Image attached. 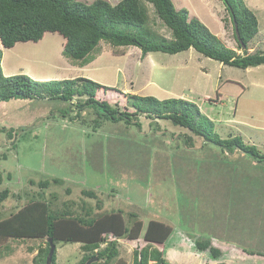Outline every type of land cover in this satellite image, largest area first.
<instances>
[{
  "label": "rangeland",
  "instance_id": "obj_1",
  "mask_svg": "<svg viewBox=\"0 0 264 264\" xmlns=\"http://www.w3.org/2000/svg\"><path fill=\"white\" fill-rule=\"evenodd\" d=\"M108 1L117 5L121 0ZM173 2L177 10L188 9L190 18L197 17L238 56L246 53V48H238L222 1ZM244 2L259 20V34L249 43L247 54L264 53V0ZM146 7L149 22L139 31L148 29L154 37L172 39L153 6ZM63 43L62 36L46 34L37 44L4 49V74L26 75L40 82L82 77L124 94L160 101L182 98L196 103L215 122L221 138L238 136L264 154V65L244 70L209 59L193 48L176 55L144 56L138 47L102 42L93 53L95 59L82 66L81 61L64 56ZM112 102H120V110L129 106L126 97ZM71 109V102L49 98L0 101V171L4 176L0 193L11 192L0 202L4 217L35 198L52 200L53 209H63L64 202H69L73 212L83 200L96 207L98 200L82 193L94 191L104 211L122 210L126 218L133 213L146 225L158 220L177 227L170 243L154 244L165 251L171 264H264L263 257L255 255L253 262L246 263L252 257L242 250L235 252L245 248L264 254L263 162L197 139L194 148L186 147L184 134L190 132L167 120L141 115L139 131L135 124L103 121L86 112L76 118L77 112ZM53 179L62 183L56 185ZM47 180L49 188L41 189L39 183ZM205 235L213 236L214 244L222 248L221 258L197 251L196 240ZM147 245L143 238L119 240L116 261L133 264L135 250ZM43 247H47L44 240L5 239L0 264H32ZM81 247L59 243L57 264L80 263L88 255Z\"/></svg>",
  "mask_w": 264,
  "mask_h": 264
},
{
  "label": "trees",
  "instance_id": "obj_2",
  "mask_svg": "<svg viewBox=\"0 0 264 264\" xmlns=\"http://www.w3.org/2000/svg\"><path fill=\"white\" fill-rule=\"evenodd\" d=\"M220 1L230 14L238 48L246 47L243 56L227 48L197 17L190 18L188 9L177 10L173 0H121L117 5L108 0L92 3L79 0H0V101L49 98L71 102V111L77 112L76 118L86 112V116L90 114L103 121L123 122L127 126L135 124L139 131L143 128L141 115L153 121L167 120L190 132V135L184 134L186 147L194 148L197 139L214 144L229 154L240 151L264 163V154L256 146L245 144L238 136L221 138L215 131V122L203 114L194 102L182 98L160 101L152 96L124 94L82 77L40 82L26 75L6 76L2 67L4 49H12L20 43L37 44L46 34L62 36L64 56L81 61L82 66L95 59L93 53L98 51L102 42L114 47H138L144 56L158 52L176 55L193 48L209 59L244 70L264 65V53L247 54L249 43L259 34V20L255 13L244 0ZM147 4L153 6L164 25L171 30L172 39L154 37L148 29L139 31L149 22ZM81 81L86 84L84 87ZM90 85L92 88L88 89ZM122 97H126L129 106L120 110V102L113 105L112 101ZM3 182L4 176L0 171V185ZM52 182L60 185L62 180L53 179ZM50 184L49 180L39 183L41 189L49 188ZM10 193V189L3 190L0 202L8 199ZM82 193L84 197L97 199L96 207L83 200L84 203L77 209L74 207L73 212L69 202H64L63 209H53L52 200L35 198L5 217L0 212V246L5 239L44 240L47 247L40 249L32 264H48L49 239L56 246L61 242L80 243L81 249L88 255L78 264H86L96 256L99 261L94 264L101 261L105 264H125L116 261L120 254L119 240L137 241L143 238L148 245L135 250L133 264H171L166 253L155 248L154 244L170 243L177 227L158 220H151L146 225L133 213L126 218L122 210L104 211V203L98 199L96 192L84 190ZM66 194H71V190H67ZM103 245L107 246L101 249ZM195 248L199 252L209 251L212 259L224 255L222 248L214 244L213 236L200 237ZM239 250L252 257L246 263L253 262L255 255L264 258L262 252L245 248L235 252ZM51 264H57V251Z\"/></svg>",
  "mask_w": 264,
  "mask_h": 264
},
{
  "label": "water",
  "instance_id": "obj_3",
  "mask_svg": "<svg viewBox=\"0 0 264 264\" xmlns=\"http://www.w3.org/2000/svg\"><path fill=\"white\" fill-rule=\"evenodd\" d=\"M237 34H238V31H237ZM241 43H242V41H241ZM244 48H246V47L243 45V49ZM48 242L50 243L51 250H50V253L48 255L47 263L51 264L52 260H53V257H54V255H55V253L57 251V246H56V244L54 243V241L52 239H49ZM98 261H99V258L96 256V257L90 259L86 264H94V263H96Z\"/></svg>",
  "mask_w": 264,
  "mask_h": 264
},
{
  "label": "crops",
  "instance_id": "obj_4",
  "mask_svg": "<svg viewBox=\"0 0 264 264\" xmlns=\"http://www.w3.org/2000/svg\"><path fill=\"white\" fill-rule=\"evenodd\" d=\"M172 243H173V247L176 246V245L174 244V242H172ZM77 244H80V243H77ZM175 248H176V247H175ZM164 252H165V251H164Z\"/></svg>",
  "mask_w": 264,
  "mask_h": 264
}]
</instances>
